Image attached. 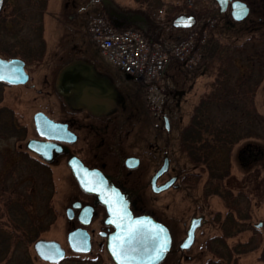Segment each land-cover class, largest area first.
<instances>
[{
    "label": "rangeland",
    "instance_id": "obj_1",
    "mask_svg": "<svg viewBox=\"0 0 264 264\" xmlns=\"http://www.w3.org/2000/svg\"><path fill=\"white\" fill-rule=\"evenodd\" d=\"M66 1L49 0L45 11L41 15V37L39 34L34 35V30L39 26L40 20L35 17V13L32 10L25 11V19L22 21L23 24H21L20 11L18 14L11 10V0L6 1L7 4L4 7V16L6 18H14L15 25L11 28L10 23L5 24L7 25L5 30L0 32V49L4 51L5 47H9V45L16 43L20 39L23 42L31 41L27 50L35 55V61L27 63L25 66V70L30 77L26 85L3 86L0 88V96L2 98L0 106L3 105L12 109L16 124L19 128H25L26 134L21 144L23 145L25 141L36 134L33 124V115L35 113L43 112L56 122L69 116V113L64 110L63 106H61L62 104L57 100V96L39 95L36 90H46L52 84L57 65L61 62V59L58 60L59 58L55 55L60 52L59 54L62 55V58L65 57L68 28L71 25H78L87 56L95 62L103 74L117 84L118 98L116 105H119L118 108H121V110H125L124 112L117 111L112 114L115 116L117 130L119 131L117 140H123L126 135L129 136L126 141H129V148L133 151L137 149L138 152L140 148L143 151L147 143V153L146 155L143 153V156H145V177H143L142 183L148 182L150 176L159 165V162L154 160L155 155L157 158L167 155L174 173H178L177 177L183 175L182 179H184L185 175L195 172L181 151L180 133L188 123L192 110L199 98L210 90L209 85L216 73L213 66L203 65L204 63L199 60L200 58L193 66L173 62L167 67L159 82L152 89L146 88L142 83L135 81L130 75L108 62L98 47L91 41L85 26L86 20L97 14L104 16L101 11L102 6L96 0H93L95 1L94 4H90L92 0H82L80 9H83V12L80 13L78 23L75 18H68V15L72 14H66L69 10H64ZM112 1L122 10L142 11L153 23L154 19L157 20L159 16L169 19L170 21L164 25L163 22H157L156 24L158 31L161 30L162 32L161 41L173 42L183 34L182 37L185 36L186 29L176 28L172 24L173 19L179 15L194 16L197 20L195 24V26L197 25L196 31L198 30L200 34H213L224 44L245 42L246 39L251 37V26L260 24L257 23V15L255 14H251L241 23L231 21L225 14L219 13L215 0H161L163 4L156 9H152L135 0ZM65 8L67 7L65 6ZM207 21H213V25H209ZM13 36H17L18 39L16 40ZM41 38L44 40L43 51ZM10 41L13 43L10 44ZM60 46L65 47L63 52ZM29 47H33V49ZM263 50L264 47L261 51ZM235 64L241 75H248L253 71L252 67H249V65L245 66L238 59H235ZM46 78L49 82L42 83ZM30 85L33 86V89L30 88ZM177 91H183L180 98L176 95ZM256 105L259 113L264 115V80L257 90ZM162 116H166L169 119L170 130L168 132L164 128ZM76 127L80 138L78 142L71 144L73 147L71 149L80 155L82 161L87 163L86 161H90L97 155L95 146L97 138L92 133L85 131L80 125ZM134 143L136 144L135 147L133 146ZM240 144L241 142L233 148L231 153L232 164L228 186L234 194H240L241 198H243V200L240 199L239 204L243 207L244 216L248 213L249 222L263 221L264 223V175L257 170L246 174V171L237 167L235 152L240 147ZM0 145L9 149L12 145H17V143L10 139L0 142ZM67 150L70 152L69 148ZM65 156H67V153L58 155L56 157L57 161L54 160L50 166L54 189L49 200V206L52 209L54 219L50 221V223L52 222L51 225L49 223V225L47 224L48 226L46 225L41 230L42 232L47 231L45 233L46 237L58 240H61V235L59 231L55 230V227L61 225L60 212L66 201L67 192L70 189L73 190L71 188L72 184L76 186L74 178L63 164V162L65 163ZM14 159V156L11 157V160ZM260 165L264 167V161ZM181 182L178 189L164 192L158 196L157 208L155 205L149 206V210L154 216L163 215L166 221H168L167 219H173L174 225H170L174 234L173 247L181 243L180 241L187 233L185 225L189 223V218L193 215V212L197 214L207 213L208 216L215 215L220 217L227 213V209L220 198L203 196L201 183L192 186L185 183L184 180H181ZM143 197H149V200H151V197L155 198L156 196L151 191H147V194L143 191ZM2 203L3 201L0 198V228L7 230V228L11 227L6 222L7 219L3 214ZM28 211L32 215L31 218L29 217L31 222L36 221V224L40 225V222L36 220L38 217H42L43 209L39 208V204H31L28 207ZM47 217L49 218V216ZM211 231L212 234H219L217 229ZM14 234L18 237L17 233ZM254 234L255 236H252L250 231H245L234 237L235 239L232 242L229 241V245H234L233 242L236 241H242L243 243L249 242L251 247L256 243L260 246L256 251L245 253L239 259V264H264L260 260L261 248L264 246V224L260 231ZM208 235H210L209 227L202 231L200 242L204 244ZM3 236H5L4 238L8 237V235ZM17 237L15 240L18 239ZM8 246L14 245L10 243ZM171 262L172 264H177V256L172 257V252L170 251L167 258L160 264Z\"/></svg>",
    "mask_w": 264,
    "mask_h": 264
},
{
    "label": "flooded vegetation",
    "instance_id": "obj_2",
    "mask_svg": "<svg viewBox=\"0 0 264 264\" xmlns=\"http://www.w3.org/2000/svg\"><path fill=\"white\" fill-rule=\"evenodd\" d=\"M235 1L243 2L248 7L247 16L240 21H236L235 19H233L231 14L232 3ZM4 4L5 0H3V4L0 9V19L3 16L5 7ZM80 4L81 0H67L65 2V6L67 8H65L64 6L65 11L69 10V12H67L66 14L71 13L72 15H77L76 21L78 23L80 20V13L83 12V9H80ZM220 14H225L227 18L235 23H241L245 21L251 14L257 15L256 21L257 23L261 24V28L260 24L251 26V37L262 39L263 41H261L264 42V0H228L225 11ZM6 26L7 25L0 26V32H2V29H5ZM79 28L80 27L78 25H71L68 28V38L65 46L70 44V47H67L65 49L64 46H60L62 52L65 49L66 55L64 58H62V55L59 54L60 52L55 55L59 58L58 60L61 59V62L69 57V55L80 52L81 45H83V43L81 30ZM9 48L10 46L7 48L8 51ZM0 57L4 59L17 58L14 56H10V54H0ZM263 58L264 54H260L251 56L243 61V63L245 64H250V67H252L255 72L257 71L259 73L258 75L262 76V80H264ZM60 63H58V65ZM26 65L27 63L25 62V66ZM29 80L30 77H28V80L25 84L18 85H12L1 81L0 88H2L3 86H24L28 83ZM48 82L49 80L47 81L46 78L42 83ZM30 88L33 89V86L30 85ZM36 92L39 95L45 94V96L50 95L56 97V93L53 89V82L48 89H38L36 90ZM181 95L179 96V98L181 97ZM1 101L2 98L0 96V104ZM61 106H63L64 110L69 113V116L68 118L62 119L59 122L66 124L68 131L73 134L71 137H68L69 139H73V142H59L63 151L67 153V156L64 157L65 163L63 162V164L65 165L69 174L73 177L70 168L67 166L68 158L73 155L80 159V161L86 168L99 172L105 178H107L112 186L118 189L124 196L125 200L129 202L130 210L135 216L145 215L149 213L156 221L164 224L169 229L171 234L172 247L170 251L172 252V257L177 256V264H239V259L243 257L245 253L256 251L260 248V246L256 243L257 247H255V244H253L252 247L247 246L248 250L247 252H244L246 250L244 248V245H250L249 242L243 243L242 241H236L233 242L234 245H229V241L232 242V240L235 239L234 237L245 231H250L251 235L255 236L254 233H258L261 227H263L264 223L263 221L254 223L249 222V215L247 213V217L243 216L244 212H241L242 216H229V210L227 209V204L225 201L222 202L227 209V213L223 217L215 215L208 216L207 213L197 214L193 212V215L189 218V223L185 225L186 230H188L192 219H200L194 232L195 235L193 244L189 249L183 251L179 250L178 248L180 243L177 244L176 247H173L174 234L172 228L170 227V225H174L173 219H167L168 221H166V218L163 215L154 216V214H152L149 210L150 205H155V207L157 206L158 196H160L164 192L178 189L180 184L182 183L181 180H183V175L177 177L178 173H174V169L173 167H171L169 157L167 155H163L160 158H157L156 155L154 156V160L158 161L159 165L150 176V179L162 167L165 158L168 159L167 170L161 176H159L156 184L160 186L171 178L175 177L176 179L169 189L160 193H154L149 183L150 179L148 180V182L146 181L142 183L143 177H145V156H143V153L144 155H146L147 153V143L146 148H144L143 151H141L142 148L139 149V152L137 151V149L133 151L128 146L129 141L126 142L129 139V136L126 135L123 140H117L119 131L117 130L114 115H94L86 110L80 112H72L65 105L62 104ZM3 107L7 108L2 105L0 106V109ZM7 109L12 112V109ZM163 117L164 116H162V120ZM14 122L16 123L15 118ZM78 125H80V127H82L85 131L92 133L94 137L97 138L95 145L97 148V155L94 158L90 159V161H86L87 163H85V161H82L80 155L78 153H75L71 149L73 148L71 144L78 142L80 138L78 132L76 131V126ZM35 133L36 134L33 137H30V139L44 140V138L40 137L37 134L36 130ZM16 139L12 138L14 143H17V145H15L16 147L14 146L15 149L25 152L31 157L37 159L36 155L26 149V142L29 139L25 141L23 145ZM133 146L135 147L136 144L134 143ZM263 147L264 137L259 138L258 136H255L242 139L240 147L235 152V161L238 165L237 167L241 170L246 171V174L257 170L258 172H262L264 175V167L260 165L261 162L264 161ZM67 148L70 149V152L67 150ZM71 188L73 190L70 189L67 192L66 201L62 206L60 212V218L62 221L61 225L55 227V230L59 231L61 235V240L46 237L45 233L47 231H39L37 236L31 241L20 240L18 237V239L15 240V236L8 235L9 238H7L6 241L0 239V264H120L116 260L115 256L112 255L109 248V238L115 233L116 226L107 222L106 207L101 202H99L98 197L95 194H90L83 191L77 182L76 186L72 184ZM143 191H145V194H147V191H151L155 194L156 197H151V200H149V197H145V199L143 197ZM210 197L212 196H207V198ZM237 206L239 209H241V211H243V207L240 204ZM158 209L162 210L160 208ZM208 227L210 229V235L207 236V238L205 239V243L203 244V242H200V235L202 231ZM213 229H217L219 231V234H212L211 230ZM71 234L73 235V238L77 239L72 245L69 242V235ZM185 236L183 237V239L185 238ZM84 238H86L87 240V243L89 245L88 248H85V245H87V243H84ZM38 240L55 241L59 244L60 249H57L55 251V254H50L48 256H54V259L43 258L38 254L37 250L35 249V243ZM9 242L14 246H8L10 244ZM263 249L264 246L261 248V253ZM59 252H61L60 256H58ZM169 253L167 254V256L169 255ZM167 264H172V262Z\"/></svg>",
    "mask_w": 264,
    "mask_h": 264
},
{
    "label": "trees",
    "instance_id": "obj_3",
    "mask_svg": "<svg viewBox=\"0 0 264 264\" xmlns=\"http://www.w3.org/2000/svg\"><path fill=\"white\" fill-rule=\"evenodd\" d=\"M6 1L8 0H5L4 6L7 4ZM135 1L152 9L163 4L161 0ZM11 2V10L18 14L20 11L21 24L25 19L26 10L35 13L40 24L34 30V35L39 34L41 37V15L49 0H11ZM6 23H10L13 28L15 19L6 18L3 14L0 26H5ZM13 37L18 39L17 36ZM217 38L213 34H208L205 41L198 46L200 61L208 67L213 66L216 73L209 85V92L199 98L188 123L180 133L181 151L195 171L185 175L183 180L192 186L201 183L203 196L220 198L226 202L229 216H242L243 211L237 205L243 198L240 194H234L228 186L231 153L233 148L246 137H264V115L259 113L255 103L257 89L263 80L254 70L248 75L239 74L235 59L243 63L251 56L263 55L261 50L264 42L262 39L250 37L241 44L223 42L222 44ZM41 39L39 40L43 51L44 40ZM30 44L31 41L23 42L18 39L16 43L9 45V51L8 47H5L4 51L0 49V54H10L26 63H31L35 61V55L27 50ZM29 48L33 49V47ZM12 138H17L19 142L24 140L25 128H19L14 122L12 112L3 107L0 109V142ZM13 156L15 159L11 160ZM51 165L15 149L13 145L9 149L0 145V198L3 201L6 222L11 227L7 230L0 228V239L6 241L9 236L4 238L3 235L17 237L14 234L17 233L20 240L31 241L54 219L49 206L54 189ZM31 204H39V208L43 209L42 217L36 219L40 225L29 219L32 216L28 211ZM247 246L249 245H244L246 249L244 252H247ZM260 260L264 263V249Z\"/></svg>",
    "mask_w": 264,
    "mask_h": 264
},
{
    "label": "water",
    "instance_id": "obj_4",
    "mask_svg": "<svg viewBox=\"0 0 264 264\" xmlns=\"http://www.w3.org/2000/svg\"><path fill=\"white\" fill-rule=\"evenodd\" d=\"M98 1L103 6L108 22L115 29L135 25V29L143 32L150 43L156 40L159 31L142 11L122 10L112 0ZM215 1L220 8L219 12H224L228 0ZM2 4L3 0H0V9ZM231 14L233 19L240 21L247 16L248 7L243 2L235 1L232 3ZM189 18H191L190 22ZM172 24L176 28H190L194 24V17L180 15L173 19ZM89 60L86 57L70 58L60 64L53 78V89L57 97L72 112L87 110L94 115L124 112L125 110H121L118 108L119 105H116L118 98L116 82L103 72H99L100 69L95 62L92 63ZM24 67V61L19 58L0 57V76L4 77L0 79V82L12 85L25 84L28 74ZM176 94L180 96L182 91H177ZM33 121L37 134L44 140L29 139L26 142V149L44 162L52 164L58 155L65 153L59 142H73V139L68 138L73 134L68 131L66 124L56 122L42 112L35 113ZM163 122L166 131H169V121L166 116L163 117ZM67 166L80 188L87 193L95 194L99 202L106 207L107 222L116 226L115 233L109 238L112 255L113 245L119 240L125 242V247L129 249L132 264H159L166 258L172 247V238L164 224L156 221L149 213L135 216L130 210L129 202L125 200L121 192L114 188L102 174L86 168L76 156L72 155L68 158ZM167 166L168 159L165 158L162 167L150 179L149 183L154 193L169 189L176 179L171 178L160 186L156 184L159 176L166 172ZM199 220H191L186 236L178 247L179 250L183 251L191 247ZM75 240L77 239L73 238L72 234L69 235L71 245ZM84 243H87L86 238ZM161 245H163L162 248ZM88 246L87 243L85 248ZM35 249L40 256L46 258L50 254H55L60 247L55 241L38 240L35 243ZM60 254L61 252L58 256Z\"/></svg>",
    "mask_w": 264,
    "mask_h": 264
},
{
    "label": "built area",
    "instance_id": "obj_5",
    "mask_svg": "<svg viewBox=\"0 0 264 264\" xmlns=\"http://www.w3.org/2000/svg\"><path fill=\"white\" fill-rule=\"evenodd\" d=\"M86 23L92 42L108 62L149 89L159 82L171 62L195 65L198 61L197 45L203 43L206 36L196 31V25L184 39L154 46L136 30L110 29L101 16L89 17ZM207 23L213 25V21Z\"/></svg>",
    "mask_w": 264,
    "mask_h": 264
},
{
    "label": "crops",
    "instance_id": "obj_6",
    "mask_svg": "<svg viewBox=\"0 0 264 264\" xmlns=\"http://www.w3.org/2000/svg\"><path fill=\"white\" fill-rule=\"evenodd\" d=\"M82 1V0H81ZM102 12H103V10H101ZM69 17L68 18H70V19H73V16H71V15H68ZM149 18V17H148ZM151 20V19H150ZM170 20L169 19H166V18H160V16L157 18V20L156 19H154V25H155V27H157L156 26V24H157V22H163V25L164 24H166V23H168ZM125 28H132V29H135V25H130V26H126ZM157 29H158V27H157ZM183 29H185V28H183ZM141 32V31H140ZM187 32V30L185 31V35L187 34L186 33ZM141 33H143V32H141ZM161 34H162V32H161V30L158 32V36H157V38H156V40L155 41H153L152 43H154V44H161V43H163V42H165V41H161V39H162V36H161ZM184 35V34H183ZM182 35V36H183ZM182 36H180L178 39H180V38H182ZM177 40V39H176ZM70 45V44H69ZM69 45H67V46H65L66 48L67 47H70ZM80 57H86L87 59H90L88 56H87V53L85 52V49H84V46L83 45H81V50H80V52H76V53H74V54H71V55H69V57H67L66 59H70V58H80ZM89 61H91L92 63L94 62L92 59H90ZM62 63V62H61ZM60 63V64H61ZM60 64L59 65H57V69H58V67L60 66ZM98 68V67H97ZM96 68V69H97ZM56 69V70H57ZM99 69V68H98ZM101 70H99V72H100ZM83 111V110H82ZM87 111V110H86Z\"/></svg>",
    "mask_w": 264,
    "mask_h": 264
},
{
    "label": "snow or ice",
    "instance_id": "obj_7",
    "mask_svg": "<svg viewBox=\"0 0 264 264\" xmlns=\"http://www.w3.org/2000/svg\"><path fill=\"white\" fill-rule=\"evenodd\" d=\"M190 19L191 18H189V22H190ZM0 79H4V77L0 76ZM162 247L163 245H161V248ZM112 250H113V255L120 262V264H132V257L129 255V249L125 247V242L118 240V242L113 245ZM46 258L54 259L55 257L52 256V257H46Z\"/></svg>",
    "mask_w": 264,
    "mask_h": 264
}]
</instances>
